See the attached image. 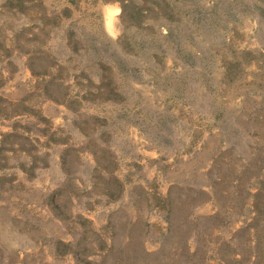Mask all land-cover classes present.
<instances>
[{"label":"rangeland","instance_id":"1","mask_svg":"<svg viewBox=\"0 0 264 264\" xmlns=\"http://www.w3.org/2000/svg\"><path fill=\"white\" fill-rule=\"evenodd\" d=\"M0 264H264V0H0Z\"/></svg>","mask_w":264,"mask_h":264},{"label":"bare ground","instance_id":"2","mask_svg":"<svg viewBox=\"0 0 264 264\" xmlns=\"http://www.w3.org/2000/svg\"><path fill=\"white\" fill-rule=\"evenodd\" d=\"M119 9L115 6H107L104 10L105 13V29L110 35H115L118 31V15ZM120 31V30H119Z\"/></svg>","mask_w":264,"mask_h":264}]
</instances>
